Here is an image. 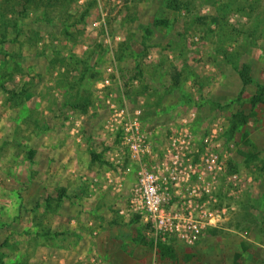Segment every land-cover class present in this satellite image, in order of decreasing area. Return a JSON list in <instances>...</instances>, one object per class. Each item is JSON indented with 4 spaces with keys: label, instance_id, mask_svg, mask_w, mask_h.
I'll return each instance as SVG.
<instances>
[{
    "label": "rangeland",
    "instance_id": "rangeland-1",
    "mask_svg": "<svg viewBox=\"0 0 264 264\" xmlns=\"http://www.w3.org/2000/svg\"><path fill=\"white\" fill-rule=\"evenodd\" d=\"M69 15L31 10L0 45V264H264V0H78ZM69 56L88 61L74 88ZM125 123L150 169L219 156L221 220L170 242L172 260L131 204Z\"/></svg>",
    "mask_w": 264,
    "mask_h": 264
},
{
    "label": "built area",
    "instance_id": "built-area-1",
    "mask_svg": "<svg viewBox=\"0 0 264 264\" xmlns=\"http://www.w3.org/2000/svg\"><path fill=\"white\" fill-rule=\"evenodd\" d=\"M124 126L122 145L136 167L131 204L149 225L155 243L175 241L194 246L221 220L222 211L216 206L219 192L216 177L222 172L219 156L206 154L197 165L200 170L190 164L191 171L179 174L175 172L176 167L170 171L165 169V163L150 169L145 161L147 137L132 123ZM173 164L177 166L178 162ZM194 177L196 181L192 183ZM231 178L241 179L237 175Z\"/></svg>",
    "mask_w": 264,
    "mask_h": 264
},
{
    "label": "trees",
    "instance_id": "trees-1",
    "mask_svg": "<svg viewBox=\"0 0 264 264\" xmlns=\"http://www.w3.org/2000/svg\"><path fill=\"white\" fill-rule=\"evenodd\" d=\"M167 2V8H178V0H164ZM78 0H1L0 1V45H4L8 36L13 35L14 38H18L19 34H17L18 27V16L19 18H23L28 14L29 11L42 12L44 20L49 23L52 20H57L60 22H68L70 15L69 10L72 4L77 3ZM84 16L81 17L80 21H83ZM68 36V34H66ZM144 48V47H143ZM146 49V48H144ZM120 55L118 59H123L122 51H119ZM118 53V54H119ZM61 64L64 66V72L67 77H69V73H75L74 77H71L72 85L74 87H78L83 81L88 79L86 74L89 73L88 61L85 59H79L76 56H69L67 59H62L59 57ZM138 68V66H137ZM138 76H142L143 72L138 68ZM136 74V76H137ZM250 71L249 68L243 66L239 71L240 81L243 87H247L251 80L249 78ZM94 76V75H93ZM135 76V78H137ZM95 78V77H92ZM173 83L171 88H176L178 90L180 86L179 74L174 73L172 75ZM25 90H11L8 91V94L12 96V98H20L23 94H25ZM79 96V95H78ZM78 96H76L78 98ZM76 103L71 104L73 109L83 108L87 106L82 100H77ZM33 154V153H32ZM31 154V155H32ZM62 197V194L59 196ZM140 219V218H139ZM174 242V241H172ZM158 255L163 259L172 260L175 257V251L171 249V246L168 244H163L158 246ZM1 256V255H0ZM189 259V257H187ZM1 260V258H0Z\"/></svg>",
    "mask_w": 264,
    "mask_h": 264
}]
</instances>
